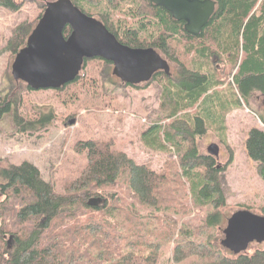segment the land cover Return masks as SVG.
<instances>
[{
  "label": "trees",
  "instance_id": "1",
  "mask_svg": "<svg viewBox=\"0 0 264 264\" xmlns=\"http://www.w3.org/2000/svg\"><path fill=\"white\" fill-rule=\"evenodd\" d=\"M31 1L41 10L31 23L23 20L10 30L5 50L12 56L25 45L46 0ZM71 1L121 43L154 47L174 63L169 75L157 71L151 79L163 85L159 111L165 122L148 125L139 136L144 146L174 158L157 172L110 142L80 140L74 149L85 152L87 162L60 191L30 162H0V264H154L170 243L174 263L196 256L198 264H264V250L225 254L212 243L211 230L227 218L220 212L226 164L196 147L217 115L223 87L232 88L233 104L219 120L222 125L212 126L217 132L226 130L228 112L249 107L250 98L260 95L263 105L255 115L261 127L245 132L244 151L264 182V0H214L215 11L198 35L185 33L183 21L150 0ZM24 2L0 0V8L17 12ZM116 12L122 19H114ZM63 32L67 36L70 28ZM8 88L0 96V118L11 112L20 132L51 123L50 114L21 116L20 91ZM258 209L264 215V205ZM4 236H12L9 243Z\"/></svg>",
  "mask_w": 264,
  "mask_h": 264
},
{
  "label": "rangeland",
  "instance_id": "2",
  "mask_svg": "<svg viewBox=\"0 0 264 264\" xmlns=\"http://www.w3.org/2000/svg\"><path fill=\"white\" fill-rule=\"evenodd\" d=\"M39 5L26 0L17 12L0 8V96L9 89V85H16L22 99L19 107L21 116L35 120L41 115L50 114L53 119L42 129L20 132L12 122L11 112L1 116L0 162L17 166L23 161L30 162L39 169L41 179L50 181L56 191H60L64 183L79 175L87 162L85 152H76L74 145L80 140H97L110 142L136 163H146L151 169L161 171L166 160L174 158L173 154L149 149L139 136L148 125L165 122L164 114L159 111L162 82L151 80L137 88L124 85L111 74L112 65L98 59L89 60L74 83L55 90H27L23 84L10 81V65L16 53L12 56L10 50H5L8 44L6 39L18 23L35 20L41 10ZM122 17V12L114 15L115 20ZM167 60L170 72L174 71V63ZM231 92V87H223L218 92L222 102L219 101L216 107L217 115L212 122L208 121L210 129L196 139V147L200 153L207 154L206 146L217 144L219 154L216 162L221 166L226 164L220 174L226 199L224 207L220 209L221 214L228 217L243 206H249L254 213L260 214L258 208L264 205V182L257 176L252 161L245 154L244 138L249 127H261L255 112L263 105L262 97L257 94L250 98L249 107L228 112L226 130L217 132L211 128L222 125L219 120L233 104ZM212 99L215 101L216 95ZM230 156L232 160L227 164ZM225 221L226 218H223L220 222L222 228ZM221 227L211 230L210 236L215 248L227 254L228 250L222 249L219 243L223 237ZM6 240L8 242V237ZM260 248H264V245ZM254 249L255 246L248 247L247 253ZM172 250V243L164 246L159 250L158 260L154 264H198L196 256L174 263Z\"/></svg>",
  "mask_w": 264,
  "mask_h": 264
},
{
  "label": "water",
  "instance_id": "3",
  "mask_svg": "<svg viewBox=\"0 0 264 264\" xmlns=\"http://www.w3.org/2000/svg\"><path fill=\"white\" fill-rule=\"evenodd\" d=\"M150 1L173 19L183 21V30L191 35L200 33L216 8L214 0ZM41 13L10 65L11 78L25 83L30 90L62 88L77 78L84 60L94 58L110 62L111 74L126 85L147 83L157 71L170 74L168 60L154 47L121 43L100 20L80 11L71 0H48ZM66 26L70 33L64 37ZM206 147L208 155L218 157L217 144ZM225 223L220 245L233 254L242 253L253 241H264V215L237 209ZM11 239L9 236L8 242Z\"/></svg>",
  "mask_w": 264,
  "mask_h": 264
},
{
  "label": "flooded vegetation",
  "instance_id": "4",
  "mask_svg": "<svg viewBox=\"0 0 264 264\" xmlns=\"http://www.w3.org/2000/svg\"><path fill=\"white\" fill-rule=\"evenodd\" d=\"M47 1H48V0H46L45 2H47ZM45 2H44V6H45ZM84 13H85V12H84ZM86 14H87V13H86ZM87 15H88V14H87ZM90 16L96 18V16H93V15H90ZM38 19H39V18H38ZM96 19H98V18H96ZM98 20H99V19H98ZM66 27H69V26H66ZM66 27H65V28H66ZM69 28H70V27H69ZM63 31H64V30H63ZM69 33H70V32H69ZM63 34H64V32H63ZM64 37H66V36H64ZM111 65H112V64H111ZM83 67H84V64H83ZM83 67H82V68H83ZM77 78H78V76H77ZM77 78H76V79H77ZM76 79H75V80H76ZM72 82H73V81H72ZM72 82H71V83H72ZM219 243H220V242H219ZM262 244L264 245V241L261 242V243H257L256 241H253V242L249 243L248 246L246 247L247 249L244 251V254H248V253H247V251H248V247H251V246H255V249H254V250H264V248H260V246H262ZM254 250H253L252 252H254ZM228 251H229V250H228ZM229 252H230V251H229ZM252 252H251V253H252ZM251 253H250V254H251ZM250 254H248V255H250Z\"/></svg>",
  "mask_w": 264,
  "mask_h": 264
}]
</instances>
